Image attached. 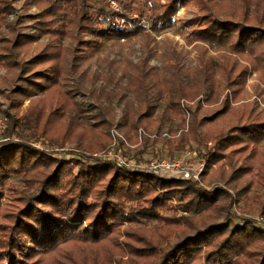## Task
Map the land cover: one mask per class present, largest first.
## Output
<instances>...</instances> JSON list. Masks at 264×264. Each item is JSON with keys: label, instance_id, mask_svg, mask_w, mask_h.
<instances>
[{"label": "rangeland", "instance_id": "374dc122", "mask_svg": "<svg viewBox=\"0 0 264 264\" xmlns=\"http://www.w3.org/2000/svg\"><path fill=\"white\" fill-rule=\"evenodd\" d=\"M78 5L83 8L80 19L70 3L63 7L46 0H0V117L5 118L0 141L16 137L59 159L81 155L111 161L119 172L145 171L178 182L172 191L176 199L152 221L119 226L120 249L114 255L120 264H156L176 238L201 225L199 217L182 212L188 186L224 194L212 220L228 224L223 236L233 232L241 246L238 251L247 252L237 255L233 264H263L264 237L259 234L264 231V138L253 146L226 134L231 126L264 121V39L258 41L256 34L252 40L262 43L242 53L233 48L242 38L236 30L213 44L194 32L213 30L201 19L207 12L264 31V0H85ZM91 6L113 16L115 30L134 23L141 29L124 38L89 37L82 26L86 14L96 17ZM166 6L172 7L169 21L154 28ZM68 17L75 23L65 22ZM44 71L51 84L57 82L45 91L33 85ZM207 73L210 81L204 84L201 78ZM164 78L171 89L184 88L186 94L178 101L181 112L171 120L161 117L167 95L152 103ZM145 98L155 109L148 113L149 120L141 121L143 109L138 107ZM61 103L65 115L48 117ZM37 105L44 106L43 116H33ZM228 120L235 123L227 127ZM33 122L47 134L30 130ZM68 130L72 136L63 139ZM221 136L227 139L219 142ZM215 143L221 160L208 166L207 153ZM31 178L26 172L5 181L0 216L15 211ZM151 197L140 199L138 206H146ZM134 246L147 248L149 255ZM212 249L204 246L200 258Z\"/></svg>", "mask_w": 264, "mask_h": 264}, {"label": "trees", "instance_id": "16d2710c", "mask_svg": "<svg viewBox=\"0 0 264 264\" xmlns=\"http://www.w3.org/2000/svg\"><path fill=\"white\" fill-rule=\"evenodd\" d=\"M46 1L55 5L59 3L60 6L65 3L73 4L70 8L73 14L78 13L74 15H78L79 19L82 17L83 8L79 7L78 3L85 0ZM132 7L133 5L126 6V9ZM172 7H165L167 10L163 12V17L158 19L161 22L156 23V19L154 20V24L156 23L154 28L158 24L163 26L169 21ZM91 8L95 9L96 17L86 14L85 24L82 26L89 37L124 38L141 29L134 23L129 26L130 28L115 30L113 16L100 10V6H91ZM132 11H137V8ZM207 13L208 16H203L201 19L213 30L206 28L195 30L194 34L199 39H207L212 42L211 44L222 43L228 38L229 32L236 30L242 38L233 45L235 50L242 53L250 52L256 48L257 43H262L254 42L252 39L255 40L254 37L258 34L257 40L262 41L263 30L259 31L255 26L234 22L231 17L225 20L217 17L218 14L216 16L210 12ZM64 20L71 25L75 23L73 17ZM242 27L245 36L241 35ZM37 60L39 61L38 58ZM58 74L59 72L55 71V77ZM209 75L207 73L205 77L202 76L201 82L207 84L210 81ZM37 79L36 84L33 85L43 91L47 89V85L56 86L57 83L53 79L54 82L51 84L52 78L45 71ZM162 82L164 85L156 90L157 95L152 103H157L162 96L167 95L168 105L161 113V117L164 120H171L181 112L178 101L186 94L184 88L178 91L171 89L170 81L167 82L165 78ZM24 83L27 85L29 82ZM17 93L22 95L20 91ZM24 96L27 97V95ZM139 103L138 110L141 107L143 112L138 120H149L152 114L148 115V113L155 108L151 106L147 98ZM31 111L35 117L43 116L44 106L37 105ZM225 111L226 108L221 113ZM49 115L54 119L63 117L65 104H59L48 113V117ZM128 117L129 114L124 115L126 120H129ZM135 121L137 123V119ZM44 122L46 124L48 120ZM225 123L228 127L235 122L228 120ZM31 125L33 128L30 130H35L41 135L47 134L45 129L40 128L35 122ZM228 129L227 137L232 138L233 141L246 139L248 141L246 145L251 143L255 146L264 138V121L234 125ZM80 131L82 135H85L86 130L80 128ZM232 133H235L236 137H231ZM12 134H14L13 131H11ZM72 134L70 130L66 131L63 139L71 137ZM227 137L221 136L219 142ZM230 138L227 140L228 143ZM15 139L16 137L0 141V199L4 194L5 181L9 177L23 176L27 172L33 178L30 179V186L19 196L20 203L15 211L6 216L3 214L0 216L4 217L3 222H0V264H120L119 261H115L114 255L120 249L116 240L119 226L122 223L152 221L162 207L172 199H176L172 191L176 189L178 182H167L145 171L121 170L119 172L111 161H101L81 155L71 154L69 160L59 159L54 154L43 152ZM218 144L215 143L207 153L208 166L221 160L216 150ZM222 149L223 147L220 148ZM38 166L43 167V171L34 173V169ZM148 194L152 197L146 200V206L139 207L140 199ZM222 196L224 194L219 191L206 192L194 186L186 188L183 197L187 200V206L182 212L199 217L201 225L194 226L191 232L176 238L170 248L161 254L156 264H233L237 255L244 254L245 251H238L241 246L235 238L236 234L229 232L223 236L228 224L225 226L223 223L212 220L216 215V213L213 214L217 209L215 207ZM238 232L242 235L241 230ZM259 236L264 237L263 230H260ZM220 237L223 238L218 240ZM204 246H210L213 249L200 258ZM133 249L138 253L148 254L145 247L134 246ZM144 256L147 255H137L138 258ZM144 263L148 262L137 264ZM130 264L133 263L130 262Z\"/></svg>", "mask_w": 264, "mask_h": 264}, {"label": "built area", "instance_id": "2783aa9c", "mask_svg": "<svg viewBox=\"0 0 264 264\" xmlns=\"http://www.w3.org/2000/svg\"><path fill=\"white\" fill-rule=\"evenodd\" d=\"M4 119H5V118H1V117H0V130H1V129L4 127V125H5V120H4ZM164 165H165V164H162V165H161V168H163V169L166 168V167H164ZM167 166H169V165H167Z\"/></svg>", "mask_w": 264, "mask_h": 264}]
</instances>
